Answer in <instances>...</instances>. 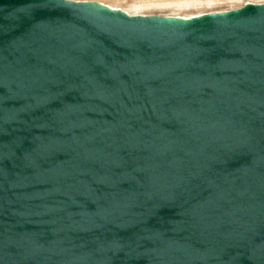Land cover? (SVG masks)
<instances>
[{
  "label": "water",
  "instance_id": "1",
  "mask_svg": "<svg viewBox=\"0 0 264 264\" xmlns=\"http://www.w3.org/2000/svg\"><path fill=\"white\" fill-rule=\"evenodd\" d=\"M0 264H264V2L0 0Z\"/></svg>",
  "mask_w": 264,
  "mask_h": 264
},
{
  "label": "rangeland",
  "instance_id": "2",
  "mask_svg": "<svg viewBox=\"0 0 264 264\" xmlns=\"http://www.w3.org/2000/svg\"><path fill=\"white\" fill-rule=\"evenodd\" d=\"M96 1L120 8L128 14L190 16L208 12L225 11L245 3H263L264 0H74Z\"/></svg>",
  "mask_w": 264,
  "mask_h": 264
},
{
  "label": "bare ground",
  "instance_id": "3",
  "mask_svg": "<svg viewBox=\"0 0 264 264\" xmlns=\"http://www.w3.org/2000/svg\"><path fill=\"white\" fill-rule=\"evenodd\" d=\"M112 8H114V7H112ZM190 16H193V15H190ZM190 16H183V17H190Z\"/></svg>",
  "mask_w": 264,
  "mask_h": 264
}]
</instances>
